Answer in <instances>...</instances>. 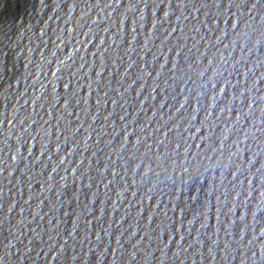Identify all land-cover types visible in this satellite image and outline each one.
I'll return each mask as SVG.
<instances>
[{
  "label": "water",
  "instance_id": "water-1",
  "mask_svg": "<svg viewBox=\"0 0 264 264\" xmlns=\"http://www.w3.org/2000/svg\"><path fill=\"white\" fill-rule=\"evenodd\" d=\"M0 264H264V0H0Z\"/></svg>",
  "mask_w": 264,
  "mask_h": 264
},
{
  "label": "snow or ice",
  "instance_id": "snow-or-ice-1",
  "mask_svg": "<svg viewBox=\"0 0 264 264\" xmlns=\"http://www.w3.org/2000/svg\"><path fill=\"white\" fill-rule=\"evenodd\" d=\"M17 239H19V238L17 237ZM8 247H11V244H9Z\"/></svg>",
  "mask_w": 264,
  "mask_h": 264
}]
</instances>
